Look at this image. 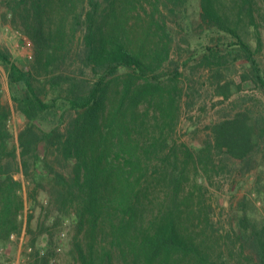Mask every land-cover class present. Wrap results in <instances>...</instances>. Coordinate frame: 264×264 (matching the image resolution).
<instances>
[{
    "label": "trees",
    "instance_id": "trees-1",
    "mask_svg": "<svg viewBox=\"0 0 264 264\" xmlns=\"http://www.w3.org/2000/svg\"><path fill=\"white\" fill-rule=\"evenodd\" d=\"M0 2L21 22L36 49L35 61L20 67L0 47L13 100L26 118L18 162L10 110L0 97V244L25 227L16 167L33 185L31 197L44 193L55 211L46 229L51 235L48 250L38 251L30 264L57 259L62 238L56 240L54 231L68 220L74 235L66 262L56 264H227L223 255L214 256L207 229L196 217L203 212L204 183L196 180L188 189L186 180L191 168L197 176L206 172L215 154L249 160L264 141V117L240 111L217 122L208 127L209 139L198 149L185 145L178 151L170 144L180 117L181 90L178 68L172 69L175 37L169 21L186 28L182 16L196 2L199 28L220 41L202 47L201 63H241L246 67L242 79L264 95V68L240 25L248 18L256 26L260 48L255 0H240L236 20L225 0ZM77 38L82 46L78 56L87 70L82 75L63 70ZM43 69L52 76L40 81L42 74L35 72ZM218 93L230 98L225 85ZM32 218L30 214L29 227ZM204 218L209 225V214ZM238 219V264H264V226L249 232L248 212H239Z\"/></svg>",
    "mask_w": 264,
    "mask_h": 264
},
{
    "label": "rangeland",
    "instance_id": "rangeland-1",
    "mask_svg": "<svg viewBox=\"0 0 264 264\" xmlns=\"http://www.w3.org/2000/svg\"><path fill=\"white\" fill-rule=\"evenodd\" d=\"M225 1L228 11L236 20L240 0ZM254 6L262 38L260 48H258L255 37L256 26L248 18H243L240 25L244 39L256 50V58L264 68V0H255ZM196 8L197 3L192 2L185 16H182L187 21V25H192V27L184 24L186 28H181L178 26L179 21H169L170 26L174 28L175 37L172 54L175 66L172 69L178 68L177 76L174 71L171 78L176 76L177 85L181 90L180 117L176 128L171 131L169 140L178 151H184L185 145L194 149L203 147L209 139V126L232 118L240 111H250L254 117H264V95L253 83L242 79V74L246 70L245 66L241 63L234 64L232 61L224 63L221 67L201 63L205 52L202 47L218 45L220 41L218 35L208 34L199 28ZM224 40L225 38L221 41ZM0 47L8 50L12 59L20 67L35 61L34 42L24 31L21 22L16 23L9 10L1 2ZM81 49L80 39L77 38L68 49L71 53L65 59L64 72L74 71L81 75L82 71L87 72L78 56ZM197 51L200 55L196 57L194 55ZM29 55H32L33 59H30ZM218 69L221 72L220 77L216 76ZM51 72L47 73L45 69L37 70L35 75L42 74L39 75L43 76L39 79L41 81L43 78L52 76ZM56 72L58 71L55 70L54 73ZM224 85L230 89V98H225L218 93L220 87ZM0 89L1 103L10 110L9 128L13 134L12 142L18 148L17 158L20 162L22 156L19 133L26 124V118L13 100L8 71L1 64ZM181 158L184 159V156ZM207 162L209 167L205 168L206 172H201L198 176L195 170L192 168L189 170L192 178L186 180V187L191 189L196 180L204 183V196L201 198L203 212L202 216L197 213L196 217L207 229V234L210 236L208 244L213 245L214 256L218 258L219 255H223L227 259V264H238L241 259L239 242L236 239L237 234L241 232L239 212H248L251 224L249 232L253 230V227L260 230L264 226V141L261 148L257 149L246 162L230 159L220 154H215L212 161ZM14 170L15 178L22 182L25 227L20 235L11 239L7 244H0V264H30L37 257L38 251L43 254L48 250L51 235L46 229L52 224L55 211L44 193H39L36 198L31 197L33 185L27 180L24 170L22 168L17 170L16 167ZM156 193L153 198L157 200L159 194L158 191ZM196 202L199 203V198ZM206 213L209 214V225L205 222ZM30 214L33 218L29 227ZM54 235L56 240L59 237L62 238V251L60 250L57 259L53 260L52 264L65 263L67 245L74 235L71 222L68 220L60 228L55 229ZM30 248L33 249L31 253L28 251Z\"/></svg>",
    "mask_w": 264,
    "mask_h": 264
},
{
    "label": "built area",
    "instance_id": "built-area-1",
    "mask_svg": "<svg viewBox=\"0 0 264 264\" xmlns=\"http://www.w3.org/2000/svg\"><path fill=\"white\" fill-rule=\"evenodd\" d=\"M31 44V43H30ZM29 58L30 59H33V57H32V55H29ZM16 236L14 235L13 237H12V239H14ZM29 253H31L32 251H33V249L32 248H30L29 250Z\"/></svg>",
    "mask_w": 264,
    "mask_h": 264
}]
</instances>
